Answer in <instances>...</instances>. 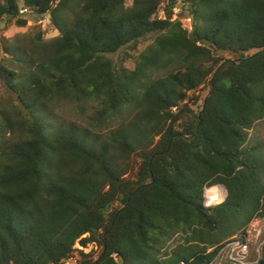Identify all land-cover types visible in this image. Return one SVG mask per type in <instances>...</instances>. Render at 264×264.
Here are the masks:
<instances>
[{
  "label": "trees",
  "instance_id": "trees-1",
  "mask_svg": "<svg viewBox=\"0 0 264 264\" xmlns=\"http://www.w3.org/2000/svg\"><path fill=\"white\" fill-rule=\"evenodd\" d=\"M55 2L0 0V22L26 26L25 7L50 13L59 32L4 47L0 73L18 105L0 109V264H60L84 235L102 252L81 264H209L264 219V155L251 142L264 121V0ZM130 45L134 69L108 58ZM204 87L205 107L188 115ZM63 103L97 104V127L136 113L102 140L58 123ZM214 185L227 197L206 207Z\"/></svg>",
  "mask_w": 264,
  "mask_h": 264
},
{
  "label": "rangeland",
  "instance_id": "rangeland-1",
  "mask_svg": "<svg viewBox=\"0 0 264 264\" xmlns=\"http://www.w3.org/2000/svg\"><path fill=\"white\" fill-rule=\"evenodd\" d=\"M128 6L132 4L133 0H127ZM68 18L72 17V14H69L67 16ZM26 20H31L29 19ZM175 20V19H174ZM31 22V21H30ZM31 25H26L24 27H21L17 24L16 21L8 24L5 22H0V64L5 63L4 61V47L6 45L10 44H16L17 42H20L22 39H26V37H36V33L39 29H41L44 32V36L46 40L55 38L59 35V32L52 26L51 23H46L45 25H35V23L31 22ZM41 27V28H39ZM154 35L149 34L146 35L144 38L139 40V43L137 44V51L141 52L144 51L149 45H151L154 42ZM133 45H130L126 48H124L122 51L115 53V54H109L108 58L112 59L115 64H123L125 68L127 69H134L136 66L137 61V52ZM124 53H128L129 56H133L130 59H128L125 63H122L121 60L123 57H125ZM136 55V56H135ZM128 56V57H129ZM208 94V88H203L202 90L196 91L192 94V96H197V102H195V105H193L189 110H193V114L195 115L197 112L200 111L201 107L203 106V102ZM195 98V97H193ZM196 99V98H195ZM194 100V99H193ZM195 101V100H194ZM13 104L14 106L18 105V101L16 99V96L11 93V91L8 89L4 82V76L0 73V109L5 108L6 106H10ZM98 109L97 104L88 105L86 104L83 106V108H79L75 105H68V104H59V106L55 105V110L58 115V123H78L82 126H87L90 128L91 133H93L94 136L97 134L96 137H99L100 139H107V136L110 131L116 130L121 124H129L131 119H133L136 111L133 108H122L121 111L118 113H114L112 117H109L111 121L106 119L109 122L104 121V126L97 127V119L100 115L96 112ZM188 115H192V113H188ZM1 116V114H0ZM8 136V134H7ZM9 137H5V139H8ZM159 140V137L155 139V142ZM251 142L253 144H259L261 147L262 154L264 155V121L258 123L254 130L251 132ZM132 167L137 164V161L133 159L131 161ZM217 187L219 190L221 188H224L222 185H214L207 190H210L211 188ZM225 189V188H224ZM206 190V195H207ZM224 200H222L223 202ZM210 202V201H209ZM221 202V203H222ZM212 203L211 206H215L217 204H220L218 202H210ZM258 219L254 220L250 225L249 229L252 230H261V236L259 238V242L262 241V238L264 237V222L258 223ZM173 243L175 240L172 241Z\"/></svg>",
  "mask_w": 264,
  "mask_h": 264
},
{
  "label": "built area",
  "instance_id": "built-area-1",
  "mask_svg": "<svg viewBox=\"0 0 264 264\" xmlns=\"http://www.w3.org/2000/svg\"><path fill=\"white\" fill-rule=\"evenodd\" d=\"M60 1L61 0H56L53 7H56ZM30 13L31 12L28 8L22 7L19 11V18L26 20L30 17ZM181 13L182 8L176 6L173 9V19L180 20L183 28L188 32H192V17L188 15L180 16ZM29 19L31 20H26L28 25H31V22L35 23V25H45L47 22L51 23V14L47 13L43 16L33 14ZM173 110L174 112H178L177 108H174ZM207 189H205L204 204L206 207H210L212 203L209 202V197L206 195ZM257 222L262 223L264 222V219H258ZM261 233V230L249 229L243 239L234 237L231 241L221 244L217 249L213 260L209 264H258L264 250V237L262 238V241L259 242ZM83 238H85V235L75 242L72 253L64 258L60 264H81L83 255L89 256L92 260L98 259L102 252L101 243L99 241H93L83 245L81 242V239ZM212 250L213 249H210L209 251ZM116 257L118 259V256Z\"/></svg>",
  "mask_w": 264,
  "mask_h": 264
},
{
  "label": "bare ground",
  "instance_id": "bare-ground-1",
  "mask_svg": "<svg viewBox=\"0 0 264 264\" xmlns=\"http://www.w3.org/2000/svg\"><path fill=\"white\" fill-rule=\"evenodd\" d=\"M226 195V191L224 188H221L220 190L215 187L211 188L210 190H207V196L209 197L210 202H218L221 203L222 200H224Z\"/></svg>",
  "mask_w": 264,
  "mask_h": 264
},
{
  "label": "water",
  "instance_id": "water-1",
  "mask_svg": "<svg viewBox=\"0 0 264 264\" xmlns=\"http://www.w3.org/2000/svg\"><path fill=\"white\" fill-rule=\"evenodd\" d=\"M206 101H207V97H206L205 100H204L203 108L205 107ZM189 112L192 113V115H194V114H193V110H190ZM223 187H224V186H223ZM224 188H225V187H224ZM225 191H226V195H225L224 201H225V199H226V197H227V190H226V188H225Z\"/></svg>",
  "mask_w": 264,
  "mask_h": 264
},
{
  "label": "clouds",
  "instance_id": "clouds-1",
  "mask_svg": "<svg viewBox=\"0 0 264 264\" xmlns=\"http://www.w3.org/2000/svg\"><path fill=\"white\" fill-rule=\"evenodd\" d=\"M211 207V206H210Z\"/></svg>",
  "mask_w": 264,
  "mask_h": 264
}]
</instances>
